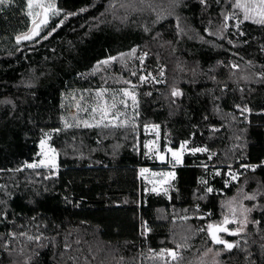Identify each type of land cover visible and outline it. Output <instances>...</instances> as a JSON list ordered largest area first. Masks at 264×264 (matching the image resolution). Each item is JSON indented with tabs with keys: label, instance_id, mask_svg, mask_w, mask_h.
<instances>
[{
	"label": "trees",
	"instance_id": "1",
	"mask_svg": "<svg viewBox=\"0 0 264 264\" xmlns=\"http://www.w3.org/2000/svg\"><path fill=\"white\" fill-rule=\"evenodd\" d=\"M55 3L78 14L42 39L63 19L52 16L19 44L32 23L27 0L0 6V264H209L198 259L208 247L217 264H264V25L236 23L234 0ZM147 73L156 81L142 83ZM135 85L132 122L63 124L64 93ZM148 125L174 148L187 141L212 155L175 168L171 198L142 190L138 169L153 163L138 135ZM50 131L57 170L24 167ZM241 165L252 167L228 185L214 177L212 192L198 182L209 166ZM233 196L251 211L244 232L218 233L239 244L227 250L207 226L233 231L223 224ZM165 247L176 260L156 253Z\"/></svg>",
	"mask_w": 264,
	"mask_h": 264
},
{
	"label": "rangeland",
	"instance_id": "2",
	"mask_svg": "<svg viewBox=\"0 0 264 264\" xmlns=\"http://www.w3.org/2000/svg\"><path fill=\"white\" fill-rule=\"evenodd\" d=\"M229 1V0H227ZM231 1V0H230ZM48 0H44V3H47ZM235 3V0H234ZM29 10V9H28ZM35 12H42V9L39 7H35L33 9ZM240 13L241 17L240 19L236 20V23L240 22L241 19H243V11L242 9L237 10V14ZM33 19H36V17L32 16ZM39 19H43V15L39 17ZM33 24L31 23L30 28L31 29ZM29 31V30H28ZM27 31V32H28ZM26 32V33H27ZM24 34V33H23ZM149 73L143 74L142 76H148ZM156 79L154 75H151L147 79L146 82L150 81H156L153 79ZM142 82V83H146ZM122 89H128L129 91H132L136 95V85L132 87H125V88H118L113 90H107L106 92H103L102 95H98L99 92L103 89H94V90H84V91H70L67 93H64L62 96V104L63 108L65 110L63 114V124L66 123L68 125L74 124V125H85L84 122L87 121L90 125H105L109 124V126H112V124L117 125H124L127 123H130L134 120L136 117V109L138 104V99L136 95V105H133L132 99L130 97H123ZM121 99H124L127 107H125L124 104H121ZM115 103L116 108L112 109L110 106ZM110 112V115L107 119L101 120V116L103 115L104 110L106 109ZM93 108H98L99 110L97 112H92ZM121 112L123 115L119 117V120H112L111 114H114L116 112ZM240 114V113H239ZM243 114V113H242ZM123 121L125 123L121 124L120 122ZM158 126V125H156ZM53 133L54 131L47 132L48 136H44L43 139L46 143L44 147H41V140L39 142L38 146V152H37V159L35 161H31V163H40V161H45V164H42L40 167L46 170H57V151L54 149V147L51 144V140L53 139ZM50 137V138H49ZM138 144L140 147V150L142 151L145 159L150 161L151 165L143 166L138 169V174L142 186V190L144 192H154V193H160L168 198H171L172 193L176 191L175 181H176V173L175 168L179 167L183 164V161L186 158L190 159H196L198 158L199 161L202 163H205L207 159L211 158V154H209L206 151L203 152H195L193 153L191 150L194 148H204L202 146H190V144L187 142H181L178 147L174 148L171 144L168 132L166 129H162L158 126V128H154L153 125L143 126L139 130L138 135ZM149 144V148H145L144 145ZM184 144L183 149L181 148V145ZM50 149H54L55 152L50 151ZM151 149V150H149ZM171 149V151H169ZM205 149V148H204ZM173 152H176L178 154L179 160H177V157H174L172 155ZM47 153V155H45ZM199 156V157H196ZM163 157V159H161ZM28 162H24L23 166L27 167L26 165ZM47 165V166H45ZM209 165L207 163L204 164ZM29 168V167H28ZM210 170L207 171L205 174H202L199 176L198 182L203 184L206 189L212 188L213 186L208 184L210 183L211 179L214 177H220L221 180H223L225 185H228L232 182H236L237 179L233 180L231 178L232 174H234L237 178L240 176V174H243L249 166L241 165L236 167H211L209 166ZM141 169H147L146 172L143 174L141 173ZM253 169V168H251ZM219 172L220 174L217 175L216 173ZM168 173H174L175 178L168 176ZM245 187V185L243 186ZM242 187V188H243ZM255 187V186H254ZM253 187V188H254ZM155 189V191H153ZM254 196L250 195V193L247 194V197ZM255 197V196H254ZM256 202V197L252 199ZM242 199L240 197H231L224 201L225 204V214L224 218L227 217L230 221H236L232 224V227L230 229H233V231L238 230L241 227L240 221H245L243 225V231L246 229V225L248 222L247 214L245 212H241V209H246L247 206H241ZM233 209H235V212H233ZM243 213V214H242ZM238 216V217H237ZM246 217V219H245ZM229 224V223H228ZM240 232V233H242ZM228 233V232H227ZM229 234V233H228ZM229 236H232L229 234ZM211 249V251H209ZM166 250H174L171 248H162L161 250L156 251V253L160 256H166L172 259L167 254ZM177 252V251H176ZM154 254V255H157ZM178 255V252H177ZM219 249L217 247H208L204 251H202L198 259L202 263H209V264H217L218 258H219Z\"/></svg>",
	"mask_w": 264,
	"mask_h": 264
},
{
	"label": "snow or ice",
	"instance_id": "3",
	"mask_svg": "<svg viewBox=\"0 0 264 264\" xmlns=\"http://www.w3.org/2000/svg\"><path fill=\"white\" fill-rule=\"evenodd\" d=\"M200 2L202 4L206 3V0H200ZM12 3V0H0V6H4V7H7L9 4ZM234 8H238V9H242L243 11V18L244 20H252L254 23H258V24H261V25H264V0H235V3L232 5ZM27 7L29 9L28 11V15L29 16H35L36 19H33L32 21V28L29 29V31L27 33H24V34H21V35H17L16 36V42L17 44H19L21 41H25V40H28V41H31V40H34L35 38L37 37H40L41 36V32L43 31V28L47 27L48 24H49V21H50V18L52 16H60L62 13H63V19L60 20V22L56 25V28H53L51 32L48 33V35L46 36H43L42 39H48L49 36L52 35V32H55L58 28H60L64 22L69 19V17L71 16H75L77 15L78 13L76 12H64L63 9H60L57 7V4L55 3V0H48L47 3H44V0H27ZM35 7H39L42 9V12H35L33 11V9ZM84 11H87V9H80V12H84ZM43 15V19H39V17ZM231 17H225V20H228L230 19ZM241 23L243 21H240ZM227 25H225L226 27ZM237 27H239V25H237ZM241 35H243V33L241 32ZM136 53V49L133 48L131 50L130 53H128L127 55H135ZM122 55H125V54H122ZM147 53L144 54V56H146ZM144 56H141L140 57V61L141 63H143V60H144ZM117 58L116 57H109L108 60H104V61H100L98 62L99 64H108L110 61L112 60H116ZM233 67H236V65H233ZM133 75H135V73H133ZM151 73L148 74V76H141L140 77V80L141 82H146L147 79L149 77H151ZM160 75H163V71L161 70V73ZM154 79V77H153ZM107 89H103L101 90V92L98 93V95H102L103 92H106ZM122 93H123V97H130L132 99V102H133V105L135 106L137 101H136V95L134 92L132 91H129L128 89H122L121 90ZM149 95H151V93H148ZM181 93L176 91V90H173L172 92V95L173 96H179ZM121 104H124L125 107H127V104L125 102L124 99H121L120 101ZM110 108L112 109H115L116 108V104L113 103ZM99 109L98 108H93L92 109V112H97ZM244 111H250L249 109L245 108ZM110 115V112L107 110V107L106 109L104 110L103 112V115L101 116V120H104V119H107ZM123 115V113L121 112H116L114 114H111V119L112 120H119V117ZM121 124L125 123L123 121L120 122ZM85 126L86 127H91L92 125L88 124L87 121L84 122ZM71 125H68L67 123L65 124V127H70ZM105 127H108L109 124H105L104 125ZM113 127H116V126H119L117 124H112ZM154 128H158V126L156 125H153ZM56 131H59V130H56ZM46 136H48V134L46 133L45 134ZM50 138V137H49ZM41 147L43 148L46 141L45 140H41ZM187 143V142H185ZM145 148H149V144H145L144 145ZM184 147V144L181 145V148L183 149ZM151 150V149H149ZM50 151L52 152H55L54 149H50ZM169 151H171V149H169ZM193 153L195 152H203V151H206V149L204 148H194L191 150ZM45 155H47V153H45ZM172 155L174 157H177V160H179V157H178V154L176 152H173ZM161 159H163V157H161ZM42 164H45V161H40V163H32V164H27L26 166L29 167V168H37V167H40ZM47 166V165H45ZM249 167H252V166H249ZM147 169H141V173L143 174L144 172H146ZM217 175H219L220 173L217 172L216 173ZM168 176L172 177L173 179L175 178V174L174 173H168L167 174ZM231 178L233 180L237 179V177L232 174ZM153 191H155V189H153ZM207 191L208 192H212L213 189L212 188H207ZM247 199H254L255 197L254 196H249V197H246ZM248 211H251V209H244L243 212H248ZM233 212H235V209H233ZM243 214V213H242ZM246 219V217H245ZM236 221H229L227 219V217L225 218V220L223 221V224H228V223H234ZM241 224V227L236 230V231H231L229 230L228 228L226 227H223V226H219V225H212V224H209L207 226L208 230H209V236L212 240L213 243L215 244H223L225 249L227 250H231L232 248L234 247H238L239 244H232V243H229L227 242L226 240L222 239L218 233L220 232H228L229 234L231 235H239L240 232L243 231V225L245 223V221H240L239 222ZM147 231V229H146ZM29 239H32V237H29ZM37 239H39V237H37ZM178 248L180 247L179 245L177 246ZM167 251V254L172 257L173 260H176L177 259V252L174 251V250H166ZM209 251H211V249H209Z\"/></svg>",
	"mask_w": 264,
	"mask_h": 264
},
{
	"label": "built area",
	"instance_id": "4",
	"mask_svg": "<svg viewBox=\"0 0 264 264\" xmlns=\"http://www.w3.org/2000/svg\"><path fill=\"white\" fill-rule=\"evenodd\" d=\"M31 163V162H28V164Z\"/></svg>",
	"mask_w": 264,
	"mask_h": 264
}]
</instances>
